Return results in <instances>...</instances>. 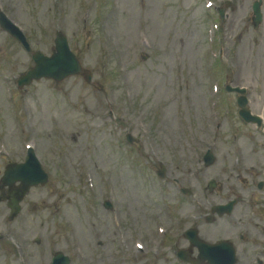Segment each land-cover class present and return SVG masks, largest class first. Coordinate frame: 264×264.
I'll use <instances>...</instances> for the list:
<instances>
[{"label": "rangeland", "instance_id": "rangeland-1", "mask_svg": "<svg viewBox=\"0 0 264 264\" xmlns=\"http://www.w3.org/2000/svg\"><path fill=\"white\" fill-rule=\"evenodd\" d=\"M13 1L19 7V13L21 14V11L23 13L25 11L24 6L21 5V7H20L17 0H13ZM137 1L138 0H133V1L124 0V5H125L124 11H123L124 14L122 12H115V13L110 14L107 17V22H106L105 26L109 29V32L116 34L118 36L125 35V34H131V32H135V28H136L135 23H136V17H137V13H138V11L136 9ZM149 1H150L152 8L150 9L148 14L157 16V14L160 13V7L162 5L163 0H149ZM127 4H128V6H127ZM128 7L130 8V11L132 13H135L134 19L132 20L134 24H132V23L129 24L127 21V18L132 16L131 14H128V12H129V10L127 9ZM168 11H170V10H168ZM28 14H29V12H28ZM127 14H128V17H127ZM173 15H174V11H171L169 14L168 22L165 24L166 30H167V28L170 27V24L172 23V21L175 20V17H173ZM43 22L46 25H48V18L47 17L43 18ZM174 23H176V22H174ZM193 25H194V23H192V22H188L187 25L182 23V34L185 35V34H190V33H199L200 28L196 29L195 31L191 30ZM154 31L157 32V31H159V29L156 28ZM150 34L152 36H154V34L151 33V31H150ZM190 50H191V48H190ZM191 52H193V49L191 50ZM169 62H170V59L168 58L167 63H169ZM137 66H142V65L134 64V67H137ZM145 67L151 68L150 74L149 75L141 74V75H138L136 77L138 79H147V80L150 77L148 82L150 81L151 83H154V84H151L149 82V85H150L149 89H150V92L152 93V96H153L154 95L153 94L154 88L158 89L157 85L159 86V80L158 79H160V81L164 82V80H165L164 74H165L166 70H164L160 66H155V65H145ZM153 78H158V79H157V81H155ZM164 90L166 91V94H170V91L166 90L165 85H164Z\"/></svg>", "mask_w": 264, "mask_h": 264}]
</instances>
